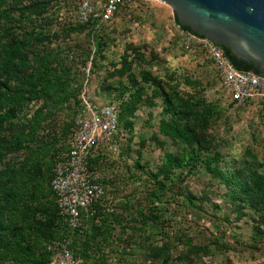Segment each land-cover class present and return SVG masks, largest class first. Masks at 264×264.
<instances>
[{
	"label": "rangeland",
	"instance_id": "1",
	"mask_svg": "<svg viewBox=\"0 0 264 264\" xmlns=\"http://www.w3.org/2000/svg\"><path fill=\"white\" fill-rule=\"evenodd\" d=\"M58 1L47 0L44 11L30 17L33 35L41 40L27 49L59 54L70 86L80 87L53 114L38 97L0 126V138L7 140L25 130L34 112L46 114L26 149L0 152V168H18L34 150L47 152L52 163L63 151L85 79L93 105L112 95H132L134 102L119 120L117 152L98 168L111 188L104 209L99 206L108 234L98 253L82 259L90 264L94 259L96 264H264V100L229 103L203 50L184 39L170 8L159 1L120 10L97 30L73 24L74 2ZM85 67L87 78L80 71ZM171 108H181V117L174 118ZM172 122L194 130L191 150L161 133ZM167 155L182 156L186 164L154 180L150 175L158 174ZM71 246L75 251L78 245Z\"/></svg>",
	"mask_w": 264,
	"mask_h": 264
},
{
	"label": "trees",
	"instance_id": "2",
	"mask_svg": "<svg viewBox=\"0 0 264 264\" xmlns=\"http://www.w3.org/2000/svg\"><path fill=\"white\" fill-rule=\"evenodd\" d=\"M23 1L0 0V126L15 119L31 100L38 97L46 101L50 106L48 112L53 114L56 108L68 104V97L80 87V84L74 88L70 86L68 69L62 67L59 54L27 49L30 43L41 40L39 34L33 35L34 24L30 17L40 15L47 0H27L26 4ZM130 98L120 103L118 123L128 105L134 102ZM77 104L73 102V105ZM180 109L171 108L174 118L181 117ZM45 117V112L39 109L32 114L25 130L15 132L7 140L0 138V152L15 153L26 149L34 141ZM161 133L171 135L189 150L195 143L196 134L186 123L179 128L172 122ZM46 156L47 152L34 150L18 168L8 164L0 168V264H46L49 256L44 244L51 239H60L66 233L48 186L55 159L50 163ZM99 159L98 156L89 159V166L96 168ZM185 164L184 157L167 155L158 174L150 176L156 180L158 175ZM100 213L103 212L99 206L93 204L83 218V234L76 236L78 232H75L72 236V242L78 246L75 251L74 246L70 249L81 258L87 259V253L93 250L98 253L99 244L105 242L108 220L106 214ZM93 222L100 224L95 226ZM86 224L91 225L88 231ZM98 237H101L100 242ZM95 262L98 260H92V264Z\"/></svg>",
	"mask_w": 264,
	"mask_h": 264
},
{
	"label": "built area",
	"instance_id": "3",
	"mask_svg": "<svg viewBox=\"0 0 264 264\" xmlns=\"http://www.w3.org/2000/svg\"><path fill=\"white\" fill-rule=\"evenodd\" d=\"M158 0H59L58 4L74 2L75 11L71 22L97 30L108 24L120 10L146 5ZM186 41L195 42L210 61L224 98L234 105H243L252 100H264V79L244 71L235 70L226 59L221 48L205 38H196L180 30ZM87 78L88 67L82 68ZM87 79L78 94L79 107L71 119V127L64 139L63 151L53 161L48 182L57 215L66 233L60 239H51L44 244L49 258L46 264H90L74 255L70 249L72 236L84 228L83 218L93 204L104 209L107 192L111 191L98 168L105 157L113 155L119 147V106L127 96L108 98L106 103L91 104L86 89ZM100 157L96 168L88 160ZM106 180V179H105ZM107 209V208H105ZM93 212V211H92Z\"/></svg>",
	"mask_w": 264,
	"mask_h": 264
},
{
	"label": "water",
	"instance_id": "4",
	"mask_svg": "<svg viewBox=\"0 0 264 264\" xmlns=\"http://www.w3.org/2000/svg\"><path fill=\"white\" fill-rule=\"evenodd\" d=\"M174 23L219 46L231 66L264 79V0H158Z\"/></svg>",
	"mask_w": 264,
	"mask_h": 264
}]
</instances>
